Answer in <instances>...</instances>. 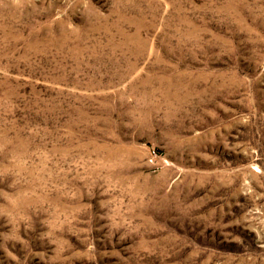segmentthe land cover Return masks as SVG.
<instances>
[{
  "label": "rangeland",
  "instance_id": "obj_1",
  "mask_svg": "<svg viewBox=\"0 0 264 264\" xmlns=\"http://www.w3.org/2000/svg\"><path fill=\"white\" fill-rule=\"evenodd\" d=\"M0 264H264V0H0Z\"/></svg>",
  "mask_w": 264,
  "mask_h": 264
}]
</instances>
